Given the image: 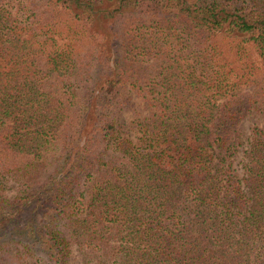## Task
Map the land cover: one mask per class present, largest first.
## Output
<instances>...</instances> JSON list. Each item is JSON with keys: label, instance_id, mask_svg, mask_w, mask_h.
<instances>
[{"label": "trees", "instance_id": "obj_1", "mask_svg": "<svg viewBox=\"0 0 264 264\" xmlns=\"http://www.w3.org/2000/svg\"><path fill=\"white\" fill-rule=\"evenodd\" d=\"M258 112L264 0H0V264H264Z\"/></svg>", "mask_w": 264, "mask_h": 264}, {"label": "rangeland", "instance_id": "obj_2", "mask_svg": "<svg viewBox=\"0 0 264 264\" xmlns=\"http://www.w3.org/2000/svg\"><path fill=\"white\" fill-rule=\"evenodd\" d=\"M43 1V0H41ZM122 21L120 22L119 26L116 25V29L118 31V35L121 37L122 39L121 41H123L124 35L122 32ZM99 29L103 32H108L106 26L103 23L99 24ZM85 53H86V62H89V53L91 54V50L90 49H85ZM146 63V64H145ZM145 63V65H137L134 69H133V75L134 74H138L140 72H143V75H145V72L147 70H149V68H151V64L152 63H148L147 61ZM144 77V76H142ZM130 85V82L128 83ZM251 90V87L245 88L246 92H249ZM128 94L130 96H134V100H133V104L134 107L136 108V112L137 115H139V117H144L146 115L149 114V110L145 107L144 105V100H142V98L138 97L137 95H134L132 92H128ZM134 111V109L129 108L128 110H126L125 112H123L122 114H120L121 117V122L124 123L125 125L129 126V124L134 120V116L135 113L131 112ZM259 129L261 131H264V112H258L255 114H252L250 116H248L246 119H244L238 126L237 131L235 133V139L234 142L237 145L238 151L237 153L234 155V157L232 158V163H233V167L235 168L236 171H238L239 174H242L243 172V165L245 163V151L248 148V144L250 142V140L253 138V134L255 129ZM14 185H8V194L9 196H12L14 193ZM73 264H86L83 260V257L81 254H79L78 252H76L74 254V260H73ZM89 264V263H88Z\"/></svg>", "mask_w": 264, "mask_h": 264}]
</instances>
